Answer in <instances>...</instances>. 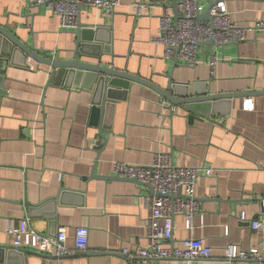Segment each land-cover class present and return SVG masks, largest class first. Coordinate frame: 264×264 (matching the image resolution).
<instances>
[{
	"label": "crops",
	"instance_id": "0c3cea01",
	"mask_svg": "<svg viewBox=\"0 0 264 264\" xmlns=\"http://www.w3.org/2000/svg\"><path fill=\"white\" fill-rule=\"evenodd\" d=\"M198 1L202 14L211 0ZM225 3L240 26L264 21V0ZM174 6V0H119L110 14L81 6L78 24L93 27L96 41L79 58L136 75L161 89L170 77L177 90L189 95H234L217 101L214 110L199 106L204 115L195 113L193 121L184 106L130 82L127 89L115 88L99 131L90 124L94 87L84 85L92 77L77 74L68 84L54 85L53 78L48 83V65L25 59L18 51L9 58L0 55L5 71V93L0 95V264H126L122 249L146 245L147 209L141 196L149 187L112 178L113 162L149 164L157 152L170 153L175 165L203 170L195 188L199 211L189 229L183 217H173L171 243L201 238L212 256L139 264H259L227 261L224 247L234 243L264 253V234L237 218L241 210L249 219L257 217L264 199V94H253L264 91V30L247 31L239 43L201 45L199 63L190 67L166 59L163 46L152 41L161 13L167 9L174 15ZM0 25L42 57L73 55L76 29L60 28L51 11L31 0H0ZM210 52L221 58L213 74ZM246 100H251V109L244 108ZM170 105L177 108L172 116L166 113ZM206 169H211L209 177ZM93 170L106 178H91ZM9 219H27L43 235L64 229L68 247L74 245V228L85 226L88 248L62 258L33 250L15 253L6 232Z\"/></svg>",
	"mask_w": 264,
	"mask_h": 264
},
{
	"label": "built area",
	"instance_id": "2783aa9c",
	"mask_svg": "<svg viewBox=\"0 0 264 264\" xmlns=\"http://www.w3.org/2000/svg\"><path fill=\"white\" fill-rule=\"evenodd\" d=\"M32 4L44 6L58 19V26L66 29H76L78 26L81 6L102 9L112 13L119 0H31ZM139 10V4H136ZM174 17L164 9L159 19V33L152 38L154 43L161 44L166 59H174L193 67L199 63L197 50L200 43L210 40L214 44L239 43L246 37L247 31L264 30V21H256L249 26H240L234 22L225 0H215L209 9L211 22L200 20L201 7L198 0H177ZM221 58L210 52L208 65L213 74ZM245 109L252 108L251 100H246ZM177 108L170 105L166 113L172 116ZM203 170L199 167L175 165L168 152H157L149 164H132L124 161L113 162V173L121 179H132L138 183L147 184L153 193L141 196L147 209L146 245L134 250L122 249L126 264H139L140 260L175 259L185 262H196L209 259L212 249L201 238H187L178 245L171 243L173 233V217L180 215L184 219L186 229L191 227L193 215L199 211L196 199V181ZM206 176L211 175V169H206ZM239 221H247L255 233L264 234V199L260 201V210L255 218L249 219L247 213L241 210L237 214ZM6 232L11 237V248L16 252L33 250L43 255L62 258L88 248L89 229L77 226L73 232V247L66 245L67 234L64 229L55 235H43L31 228L27 219L14 222L9 219ZM224 258L227 261H249L264 263V253L256 248L241 249L234 243L224 247Z\"/></svg>",
	"mask_w": 264,
	"mask_h": 264
},
{
	"label": "water",
	"instance_id": "95a60500",
	"mask_svg": "<svg viewBox=\"0 0 264 264\" xmlns=\"http://www.w3.org/2000/svg\"><path fill=\"white\" fill-rule=\"evenodd\" d=\"M215 0H211L208 8L206 11L198 16L200 20H207L211 22V16L209 15V9L214 4ZM174 4L176 6V1L174 0ZM174 6V7H175ZM174 17L177 18L176 8L174 10ZM96 30L93 27L84 26L81 23L78 24L76 30L74 31L76 35V42L75 48L73 50V55L70 59H51L40 56L34 49H30L25 46L17 37H15L9 30L2 27L0 25V55L9 58L10 56L15 54L16 51L20 52V54L25 58H30L35 61H39L49 66V80L48 83L53 78L54 85L68 84L66 82L69 81L74 75H89L91 78V83L84 84L88 86V88L94 87V100L92 101V119L90 124L98 127L99 131H102L104 125H102V117L103 111L106 106L111 104V100L114 99L113 92L115 88L119 87L127 89L130 82H137L140 84L147 85L154 91H156L159 95L166 98L170 103H174L177 105L184 106L185 110L190 112L191 114L188 115V119L191 121L197 119L195 113L203 114V111L200 110L199 106H212L214 107L217 104V101L221 99H230L234 95L230 93H215L212 94L210 92H202L198 94L197 92L194 95H189L187 92H180L176 89V85L173 83L172 79L169 77V82L165 89H161L157 87L155 84L150 83L144 79L139 78L136 75L129 74L125 71H119L114 68L106 67L104 65L98 63H91L87 61H83L79 58L80 54H88L89 52L86 51L92 42L96 41L95 39V32ZM201 45H210L213 46L210 40L200 43ZM5 61V59H4ZM176 63V62H174ZM5 79V71L0 69V95L4 94L3 91V82ZM264 94V91H259L253 94ZM247 94V93H245ZM91 178H103L105 176H100L95 174V170L90 175ZM112 178H118L117 176H112ZM121 179V178H119ZM134 181L132 179H127ZM136 182V181H134ZM138 183V182H137ZM142 184V183H140ZM149 187V193H153V189ZM63 190V189H61ZM61 192V191H60ZM59 196V194L57 195ZM47 201V200H46ZM45 202V201H44ZM44 202L38 203V205L43 204ZM15 253L16 252L12 249Z\"/></svg>",
	"mask_w": 264,
	"mask_h": 264
}]
</instances>
